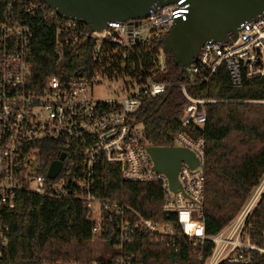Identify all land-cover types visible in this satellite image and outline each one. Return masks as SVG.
Segmentation results:
<instances>
[{
    "label": "built area",
    "instance_id": "obj_1",
    "mask_svg": "<svg viewBox=\"0 0 264 264\" xmlns=\"http://www.w3.org/2000/svg\"><path fill=\"white\" fill-rule=\"evenodd\" d=\"M17 2L25 5L23 16L42 14L56 27L60 57L71 43L92 42V73L67 80L55 76L41 86L34 82L33 28L20 18ZM189 13L187 0L166 5L155 2L145 18L110 21L101 30H91L85 23L60 16L42 0H8L0 23V241H8L4 211L13 209L18 195L27 192L82 201L94 237L106 232L103 214L112 220L115 213L112 238L118 253L112 264H133L134 255L125 253L124 247L138 232L172 245L176 251L177 238H185L203 264H253L256 254H264V247L250 233L249 222L264 192V176L235 218L216 234L208 235L203 219L204 138L184 132L175 135L171 146L188 148L200 164L192 169L183 163L179 171L182 189L172 192L167 177L155 170L143 124L134 116L146 98L176 86L187 99L180 118L182 126L203 125L206 105L216 100L195 98L188 87L207 82L223 65L234 87L242 86L245 77L264 79V11L242 23L235 40L230 31L226 41H207L187 67L185 80L173 83L159 79L167 70V58L163 42L161 46L158 42L176 19L186 21ZM105 83L111 90L110 98L94 93ZM45 140L59 142L65 149L63 167L54 178L48 177V170L41 173L40 144ZM68 151L79 152L80 157L81 174L73 181L62 176ZM102 162L120 165L125 180L160 182L162 209L174 213L176 224L145 218L128 204L97 197L93 189L96 168Z\"/></svg>",
    "mask_w": 264,
    "mask_h": 264
},
{
    "label": "trees",
    "instance_id": "obj_2",
    "mask_svg": "<svg viewBox=\"0 0 264 264\" xmlns=\"http://www.w3.org/2000/svg\"><path fill=\"white\" fill-rule=\"evenodd\" d=\"M7 3L8 0H0V23ZM24 6L17 2L15 8L33 28L34 82L41 86L55 76L67 80L90 75L92 42L71 43L63 48L60 57L56 27L42 14L35 18L23 16ZM166 58L167 70L159 79L173 83L185 80L167 52ZM187 91L195 98L216 100L206 105L207 121L203 125L182 126L180 118L187 99L176 86L155 98H146L134 116L136 122L143 124L145 139L151 146H169L182 132L204 138L203 219L206 234L214 235L235 218L264 176V79L245 77L242 86L234 87L229 70L223 65L207 82L190 86ZM40 147L41 173H46L65 149L50 140L43 141ZM79 161V152L68 151L62 176L70 181L79 177ZM93 192L99 198L128 204L145 218L176 224L174 213L162 209L161 183L125 180L118 164L99 163ZM85 213L83 202L77 199L19 194L15 207L3 214L9 231L8 241H0V264H112L118 253L112 238L115 213L112 220L103 214L106 232L100 236L104 248L98 255L92 244V223ZM249 222L254 241L264 247V192ZM176 247L178 251L138 232L125 245L124 252L134 255L133 264H203L185 238H177ZM253 264H264V254H256Z\"/></svg>",
    "mask_w": 264,
    "mask_h": 264
},
{
    "label": "water",
    "instance_id": "obj_3",
    "mask_svg": "<svg viewBox=\"0 0 264 264\" xmlns=\"http://www.w3.org/2000/svg\"><path fill=\"white\" fill-rule=\"evenodd\" d=\"M64 18H72L101 30L110 21L138 20L148 16L152 4H174L179 0H42ZM190 3L188 19H176L163 39L162 48L172 56L183 76L196 60L200 48L210 40L226 41L232 31L237 38L238 28L245 21L255 19L264 11V0H187ZM155 170L167 177L172 192L182 189L179 171L183 163L192 169L200 164L191 150L178 146H148ZM66 154L61 153L47 172L56 177Z\"/></svg>",
    "mask_w": 264,
    "mask_h": 264
},
{
    "label": "rangeland",
    "instance_id": "obj_4",
    "mask_svg": "<svg viewBox=\"0 0 264 264\" xmlns=\"http://www.w3.org/2000/svg\"><path fill=\"white\" fill-rule=\"evenodd\" d=\"M94 93L96 96L102 97V98H110L112 96L111 90L108 87V84L105 83L101 87H96L94 90ZM92 244L94 246V251L98 255L102 249L104 248V244L100 238V236H96L92 240ZM114 251V250H111Z\"/></svg>",
    "mask_w": 264,
    "mask_h": 264
}]
</instances>
